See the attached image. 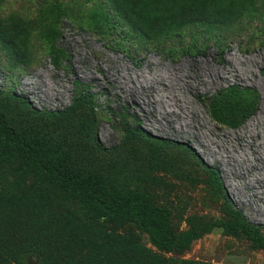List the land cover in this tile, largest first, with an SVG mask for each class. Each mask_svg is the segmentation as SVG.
<instances>
[{"label":"rangeland","instance_id":"374dc122","mask_svg":"<svg viewBox=\"0 0 264 264\" xmlns=\"http://www.w3.org/2000/svg\"><path fill=\"white\" fill-rule=\"evenodd\" d=\"M139 3L0 0V111L75 167L167 208L180 232L236 208L264 234V0H173L171 12L160 0L154 16L141 9L148 27ZM180 13L184 23H169ZM2 170L9 215L38 241L30 229L24 245L0 242V264L35 246L47 264H84L92 238L97 264H109L111 242L170 264H264V248L243 234L217 227L167 251L136 223L113 224L39 176Z\"/></svg>","mask_w":264,"mask_h":264},{"label":"trees","instance_id":"16d2710c","mask_svg":"<svg viewBox=\"0 0 264 264\" xmlns=\"http://www.w3.org/2000/svg\"><path fill=\"white\" fill-rule=\"evenodd\" d=\"M143 5L136 11L139 20L147 26L141 9H148L150 16H154L150 7H154L160 0H131L133 7L140 3ZM162 0L163 6L170 12V2ZM169 12V13H170ZM229 10L222 13L221 19H226ZM237 13V12H235ZM188 13H180L177 18H170L169 23H184L183 17ZM208 14V12L206 13ZM145 15V14H144ZM169 15V14H168ZM209 15V14H208ZM183 16V17H182ZM192 16V15H188ZM194 16V15H193ZM197 16V15H196ZM234 14L232 15V17ZM236 16V15H235ZM186 17V16H185ZM200 17V16H199ZM203 17V16H201ZM230 17V18H232ZM148 27V26H147ZM27 104V101L22 100ZM23 170L39 176L48 186H54L59 191L69 192L82 201L94 206L105 220L113 224L120 222H133L145 229L153 243L167 251L181 253L189 249L192 242L211 232L215 228H221L225 234H243L247 236L255 246L264 248V234L261 229L246 219L243 212L236 208L229 211L230 219L216 221L189 220L190 227L183 232L176 230L171 221V212L164 206L156 205L143 193L123 191L114 187L108 178L94 169H81L71 163V156L67 151L54 148L38 139H31L14 124L11 123L6 113L0 111V186L3 189L6 184L3 177V168ZM215 175V182L219 181ZM48 189V188H47ZM32 195L46 192V189L29 187ZM6 197L0 195V235L5 241L24 245L26 243L24 232L33 230V226L24 229L21 220L9 215L7 211ZM28 234L31 242L38 241L37 234L33 230ZM56 239L52 232V240ZM7 241V242H8ZM87 246L90 249L82 252L77 260H83L84 264H97L94 262L98 247L96 238L88 239ZM107 251H111L108 258L109 264H170L166 258L157 256L147 249L136 248L134 254H124L122 243L111 242ZM38 257L36 263L29 261V256ZM49 259L41 248L35 246L22 251L16 260L17 264H47ZM82 264V263H79Z\"/></svg>","mask_w":264,"mask_h":264},{"label":"bare ground","instance_id":"6f19581e","mask_svg":"<svg viewBox=\"0 0 264 264\" xmlns=\"http://www.w3.org/2000/svg\"><path fill=\"white\" fill-rule=\"evenodd\" d=\"M237 71H238V69H237ZM250 132H251V131H250ZM250 134H251V133H250ZM262 158L264 159V156H262ZM260 159H261V158H260ZM250 160H251V159H250ZM261 160H262V159H261ZM259 163H260L259 166H261V164H262L261 161H259ZM251 164H252V163H251ZM251 164H249V166H251ZM249 166L247 167L248 169L250 168ZM260 168H262V167H260ZM263 178H264V173H263L262 171H259L256 180H257V181H260V180H262Z\"/></svg>","mask_w":264,"mask_h":264}]
</instances>
